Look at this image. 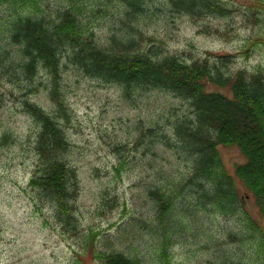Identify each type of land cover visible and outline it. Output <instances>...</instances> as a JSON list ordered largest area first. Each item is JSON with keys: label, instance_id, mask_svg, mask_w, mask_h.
<instances>
[{"label": "trees", "instance_id": "obj_1", "mask_svg": "<svg viewBox=\"0 0 264 264\" xmlns=\"http://www.w3.org/2000/svg\"><path fill=\"white\" fill-rule=\"evenodd\" d=\"M251 1L252 13H243L248 21L257 17L254 8L264 9V0ZM229 10L221 0H0V78L16 85L22 111L36 123L29 134L35 133L42 167L31 183L64 233L78 232L77 170L65 158L60 118L30 96L45 87L56 97L63 72L71 71L118 88L128 101L166 95L183 103V110L163 111L164 127L160 118L136 126L133 147L142 149L143 161L136 163L152 172L141 181L152 214L122 227L132 232L123 233L126 252L114 247L115 239L98 241L89 252L95 264H184L199 254L200 264H264V70L233 72L230 55L184 60L166 54L161 44L146 45L151 39L145 38L144 22L155 12V20L176 12L199 21L226 17ZM259 45L264 49V39ZM208 83L229 92L208 91ZM18 137L5 130L0 142L16 145ZM157 145L169 158L155 153ZM219 146L236 147L244 161L228 172ZM244 194L252 197L260 221ZM180 238L196 249L175 263L169 253ZM70 264L86 263L79 257Z\"/></svg>", "mask_w": 264, "mask_h": 264}, {"label": "rangeland", "instance_id": "obj_2", "mask_svg": "<svg viewBox=\"0 0 264 264\" xmlns=\"http://www.w3.org/2000/svg\"><path fill=\"white\" fill-rule=\"evenodd\" d=\"M221 1L230 9L226 17L195 21L166 12L155 20V12L144 22L149 36L145 38L151 39L146 45L161 44L166 54L184 60L230 55L228 66L233 72L254 67L264 70V49L259 45V40L264 39V9L254 8L257 17L248 21L243 13H252L251 0ZM106 23L110 24L108 20ZM206 88L229 92L228 87L211 83ZM38 91L30 98L53 118H60L68 142L65 158L77 170L78 191L73 204L78 232L64 233L52 212L37 198L31 178L39 173L42 164L33 147L35 133L29 134L36 123L22 111V95L16 85L2 77L0 133L12 130L20 137L16 145L0 142V264H70L79 257L86 264H95L89 252L93 247L98 249V241L106 238L115 239L114 247L126 252L128 238L123 233L132 232H123L122 227L133 219L144 221L152 214L142 190L145 182H141L149 179L152 172L136 163H143L138 161L142 149L134 151L133 147L138 138L136 126H146L151 119L160 118L164 127L167 121L163 111L167 107L174 112L183 110V103L166 95L128 101L118 88L71 71L63 72L61 93L56 97L46 95L45 87ZM59 102L67 120L58 111ZM120 145L124 149L119 152L116 149ZM218 148L228 172L244 161L236 147ZM153 150L161 158H169L160 146ZM104 191L110 197L109 203H104ZM246 200L248 211L259 220L252 197L246 196ZM182 240H176L170 249L169 256L175 263L186 260L188 252L196 249ZM198 247L197 251L201 246ZM200 257L201 254L182 263L200 264Z\"/></svg>", "mask_w": 264, "mask_h": 264}]
</instances>
